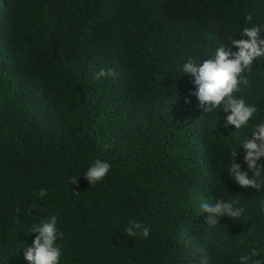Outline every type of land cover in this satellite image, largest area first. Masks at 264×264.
<instances>
[{
    "label": "trees",
    "instance_id": "trees-1",
    "mask_svg": "<svg viewBox=\"0 0 264 264\" xmlns=\"http://www.w3.org/2000/svg\"><path fill=\"white\" fill-rule=\"evenodd\" d=\"M253 26L264 39V0H0V264H30L29 230L52 216L59 264H199L184 229L209 264L253 249L264 264V185L227 170L234 149L247 170L243 142L264 123V56L233 93L257 109L239 130L198 107L182 71ZM96 160L111 167L90 185ZM218 200L243 212L210 228L200 204ZM133 221L147 238L124 233Z\"/></svg>",
    "mask_w": 264,
    "mask_h": 264
},
{
    "label": "clouds",
    "instance_id": "clouds-1",
    "mask_svg": "<svg viewBox=\"0 0 264 264\" xmlns=\"http://www.w3.org/2000/svg\"><path fill=\"white\" fill-rule=\"evenodd\" d=\"M247 21H251L252 17H246ZM240 39L231 40V46H220L211 59H206L203 63L197 64L189 60L182 66L185 74H190L191 82L196 86L194 92L198 100V107L203 109L204 113H211L216 109H222L226 116L224 126L232 125L239 130L246 126L253 114L257 111L254 106H248L243 99L233 98V93L239 91L241 83L247 84L248 81L243 77L245 70L251 71L253 61L264 56V39L261 38V28L259 26L245 27L242 29ZM235 47L236 51L232 48ZM114 73H106L101 70L96 78L99 79L105 75ZM185 103H190L185 98ZM106 147H110L106 145ZM244 156L243 161L247 166L246 171L241 170V164L235 160L238 153L235 149L231 152L232 162L227 169L229 178L234 179L238 186L245 189H254L260 191L264 185V174H262L259 161L264 158V123L256 125L251 132V139L243 142ZM110 164L101 160H96L84 174V179L90 185H95L98 181L104 179L110 170ZM251 173V176L249 175ZM78 176L70 178V183L77 185ZM79 194L77 192H74ZM46 190L41 189L37 194L39 199H43ZM238 203L216 201L214 204L207 201L200 204L203 212L208 213L206 220L207 225L212 228L219 223L218 217H229L232 220L238 219L243 212L242 208L234 207ZM31 207H35V202ZM261 207L264 208V202ZM20 209H17L19 212ZM29 233H36L31 246L25 247L23 256L30 264H59L61 249L57 245V240L63 239V233L57 229V217L41 221L39 225H33ZM124 233L128 237L137 235L147 238L150 229L140 222L133 221L125 229ZM181 240L185 247L192 248L195 254L200 256L199 264H209L208 258L203 253L189 229H184L181 233ZM259 253L253 249L250 254L239 257L240 264H261V261L254 259Z\"/></svg>",
    "mask_w": 264,
    "mask_h": 264
}]
</instances>
